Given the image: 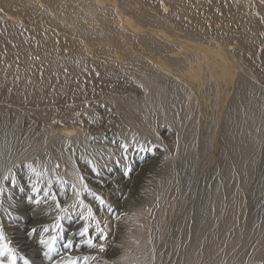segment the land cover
I'll use <instances>...</instances> for the list:
<instances>
[{"label":"rangeland","instance_id":"1","mask_svg":"<svg viewBox=\"0 0 264 264\" xmlns=\"http://www.w3.org/2000/svg\"><path fill=\"white\" fill-rule=\"evenodd\" d=\"M79 1L89 8L95 6L94 0H0V142L6 140L4 151L8 161L5 166L9 168L8 173L11 172L0 177L3 190L0 230L4 235L0 244L14 250L17 264H68L70 260L76 264H127L129 261L141 264V254L137 251L143 247L146 233L141 223L146 221H142L140 213L148 203L160 197L156 171L164 158L163 142L172 140L167 137L170 128L157 126L156 136L128 132L122 108L114 98L130 97L133 93L116 81L102 80L99 76L96 79L95 74L88 71L89 66L107 54H103L107 49L111 53L125 51L139 44L140 36L134 41L130 36L128 39L132 40L128 41L129 35L121 38L119 34L106 32L101 28L102 22L90 16L84 23L85 32L77 30L72 23L80 19ZM103 5L102 10L107 11L109 17L117 5L118 9L132 14L143 30L162 29L174 37L178 31L177 37L181 35L195 41H206V36L215 35L214 25L226 26L219 38L227 39L235 24L217 0H111ZM263 9L264 4H261L250 14L243 12L247 28L262 31L259 27L264 23ZM49 11L54 12L55 18L47 16ZM12 14L17 22L8 17ZM14 26L18 31L11 30ZM38 40L48 44L50 49L56 47L55 55L47 54L46 50H43L46 56L33 49L26 54L16 50L21 42L34 44L32 41L37 43ZM79 41L88 42L90 53L100 56L88 59V69L60 62L71 55V51L79 61L82 58L85 61L84 54L78 56L83 51ZM209 82L212 81L209 79ZM194 91L190 98L194 107L191 112L187 111V123L191 125V117L195 120L203 130L202 146L209 150L216 139V122L220 119L218 87L210 83L200 90L199 98L198 89ZM43 112L54 116L50 129L44 127L46 120L37 117ZM65 129L74 131L66 137L61 134ZM52 136L61 138L59 150L68 152L70 161L52 152L47 145ZM125 144L128 145L126 151ZM1 165L4 164L0 160ZM93 165L99 175L93 171ZM217 173L213 172L210 178H216ZM81 175L89 191L83 189ZM124 180L125 186L121 184ZM105 181H111V189L103 191ZM98 197H102L105 204L101 205ZM37 200L40 202L36 203ZM81 200L93 210L94 218L83 219L88 209L81 205ZM60 217L63 219L59 220ZM244 217L249 227L243 237L250 244L246 241L243 250L237 248V257L241 258L240 264H264V200L256 198L252 209L244 210ZM189 219L188 216L186 221ZM146 225L149 227L150 221ZM84 227L88 228V233L82 236L80 232ZM92 229L99 231L93 235ZM223 243L227 248L234 245L227 240ZM215 262L220 263V260Z\"/></svg>","mask_w":264,"mask_h":264},{"label":"bare ground","instance_id":"2","mask_svg":"<svg viewBox=\"0 0 264 264\" xmlns=\"http://www.w3.org/2000/svg\"><path fill=\"white\" fill-rule=\"evenodd\" d=\"M106 1L111 0H94L92 8L79 1L80 19L72 25L82 32L87 18L96 17L102 22V30L119 34L121 38L129 35L127 39L131 36L133 41L140 36V43L136 42L139 44L125 51L113 50L111 53L107 49L102 58L98 53H90L89 40L79 41L83 51L78 56L84 54L85 61L83 58L79 61L71 51V55L64 56L65 59L60 62L88 69V59L98 55L99 60L96 58L97 63L95 61L92 67L89 66L88 71L91 70L96 79L99 76L102 80L116 81L120 87L133 93L130 97L114 98L122 108L127 125L125 129L130 133L156 136L157 126L170 128L167 137H172V140L163 142L164 158L160 160L159 171H156L160 197L154 203H148L144 212L140 213L142 221H146L141 223L146 233L143 247L137 251L141 254V264H240L241 258L237 257L236 250H243L246 245L243 235L249 227L244 210L248 207L252 209L256 198L264 200V23L259 27L262 31L250 30L242 14L258 9L264 0H217L225 9V15L235 24H232V35L227 39L219 38L225 33L226 26L214 25L212 28L216 36L203 35L208 37L206 41L182 38L181 35L177 37L178 31L176 34L173 32L176 39L162 29L143 30L132 14L118 9L117 5L112 8V17H109L107 11L102 10ZM48 15L55 18L53 11H49ZM8 17L18 21L13 14ZM16 29L18 31L15 26L11 28L12 31ZM208 31L206 29L205 33ZM28 42H18L16 50L21 54L33 49L44 56L48 53L55 55L56 47L50 49L41 40L37 43L32 41L34 44ZM106 45L111 47L108 43ZM209 79L218 87L221 102L219 117L223 120L216 122V139L206 150L202 146L203 130L192 117L191 125H188L187 111L191 112L194 107L190 102L194 89H198L199 98L200 90L212 83ZM135 93L136 96H133ZM48 115L43 112L37 116L47 121L46 129H50L54 117L53 114ZM112 121L110 124H113ZM73 131L65 129L61 134L67 137ZM61 143L59 136H52L47 145L54 154L70 161L69 153L59 150ZM5 146L6 140H2L0 160L4 165L0 166L1 178L11 173L5 166L8 161ZM162 166L164 170L161 171ZM208 171L211 174L218 171V176L210 178ZM110 183L104 182L103 191L111 189ZM121 184L125 186V180ZM188 216L191 219L186 221ZM148 221L149 227L146 225ZM92 230L93 235L99 231ZM224 240L234 245L227 248ZM217 259L220 263L215 262Z\"/></svg>","mask_w":264,"mask_h":264},{"label":"snow or ice","instance_id":"3","mask_svg":"<svg viewBox=\"0 0 264 264\" xmlns=\"http://www.w3.org/2000/svg\"><path fill=\"white\" fill-rule=\"evenodd\" d=\"M123 148H124L125 151H126L127 148H128V145H126V144L123 145ZM30 167H31V166H30ZM33 171H35V169H33ZM93 171L96 172L97 175H99V171H98V169H96V167H95L94 165H93ZM37 175H39V173H37ZM79 180H80L81 185L83 186V189H84L85 191H89V189H88V185H87V183L85 182L84 177H83L82 175L79 176ZM73 188H74V190L76 191L77 196H80V192H79L78 190L75 189V185H73ZM34 190L38 191V189H36L35 186H34ZM2 191H3V190L0 189V193H2ZM92 194H93V195H96L95 193H92ZM52 199H53V200H56V197L53 196ZM98 199L100 200V204H101V205L105 204V201H104V199H103L102 197H98ZM39 202H40L39 200L36 201V203H39ZM80 203H81V205H83L85 208L88 209L87 215L83 216V219L88 220V219H90V218H94L93 210H92L88 205H85L83 200H81ZM58 219H59V220H62L63 217H60V218H58ZM60 226H61V225H60L59 223L56 225L57 228H59ZM33 231H35V230L33 229ZM86 233H88V228H87V227H84V228L81 230L80 235L83 236V235H85ZM54 239H55V238L53 237V240H54ZM3 240H4L3 231L0 230V241H3ZM42 243H48V242H47V241H42ZM88 243H89V244H92V241L89 240ZM70 245H71V241H69V246H70ZM93 246H95V245H93ZM100 250H101V251L104 250L103 245L100 246ZM5 258H6V259H5ZM0 264H17V258H16V255H15L14 250H13L12 248L8 247L6 244H0ZM68 264H76V262L70 260V261L68 262Z\"/></svg>","mask_w":264,"mask_h":264}]
</instances>
